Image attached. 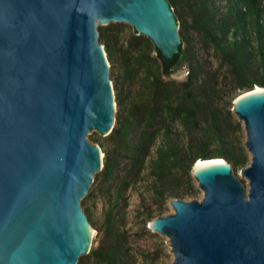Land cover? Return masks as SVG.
<instances>
[{
    "label": "water",
    "instance_id": "water-1",
    "mask_svg": "<svg viewBox=\"0 0 264 264\" xmlns=\"http://www.w3.org/2000/svg\"><path fill=\"white\" fill-rule=\"evenodd\" d=\"M98 24H127L164 60L179 51L167 0H0V264H78L91 248L82 210L110 134L115 97ZM237 96L246 187L224 159L196 160L200 200H170L149 223L171 264H264V92ZM207 161L220 164L199 166Z\"/></svg>",
    "mask_w": 264,
    "mask_h": 264
},
{
    "label": "trees",
    "instance_id": "trees-1",
    "mask_svg": "<svg viewBox=\"0 0 264 264\" xmlns=\"http://www.w3.org/2000/svg\"><path fill=\"white\" fill-rule=\"evenodd\" d=\"M179 26L178 53L164 60L151 41L132 35L120 45L122 24L98 27L110 70L115 124L94 175L106 193L115 191L98 234V244L78 264H134L115 215L121 193L146 167L158 213L170 199L195 196L190 171L196 160L224 159L233 172L249 162L241 122L231 111L238 93L264 88V0H167ZM214 58L216 66L210 59ZM183 74L181 81L170 79ZM129 85V90L123 85ZM137 84V92L131 86ZM237 93V94H236ZM158 142V145L156 144ZM122 169L121 177L115 175ZM87 195L81 200L85 206ZM124 201V206H125ZM88 218L90 211L83 208Z\"/></svg>",
    "mask_w": 264,
    "mask_h": 264
},
{
    "label": "rangeland",
    "instance_id": "rangeland-1",
    "mask_svg": "<svg viewBox=\"0 0 264 264\" xmlns=\"http://www.w3.org/2000/svg\"><path fill=\"white\" fill-rule=\"evenodd\" d=\"M121 32L119 33L120 45H125L127 40L132 35V29L127 24H122ZM98 27H104L98 24ZM213 66H216L214 58L210 59ZM109 65V64H108ZM121 74V70L117 65L114 69L109 71V77L111 83L116 80ZM183 74L173 73L170 79L181 81ZM138 85L131 86V91L137 92ZM123 88L129 90V85L124 84ZM237 94V93H236ZM241 95V93H238ZM233 102V101H232ZM116 111V109H115ZM235 116V115H234ZM237 120V118L235 117ZM238 121V120H237ZM115 124V123H114ZM242 126V124H241ZM241 136L244 141V131L242 127ZM101 135L97 132H90L87 139L94 145H98L95 140L101 141L104 147H107L106 141H104ZM158 145V142L156 143ZM156 145L151 148L150 155L146 159V167L143 169L140 178L131 183L121 193V197L117 203L118 213L115 215L117 218L119 231L123 233L127 239L126 246L130 250V255L133 258L134 264H171L173 256L168 246V240L166 237L153 232L149 228V223L158 216H164L172 213L169 205L170 199L164 205V211L159 214L154 203L152 202V179L148 177L147 162L155 155ZM103 154V153H102ZM123 174L122 169H117L115 175L121 177ZM234 174L240 179V181L246 187L247 181L241 176V169H237ZM197 194L195 196H185L183 200H200L202 198V192L197 188L196 182L193 180ZM114 190L111 193H106L103 184L100 179L94 181L90 185L87 195L90 193V197L86 200L83 208H88L90 211L89 224L93 230L91 248L96 247L98 244V234H100L101 226L103 224L105 214L108 211L111 201L114 198ZM86 195V196H87ZM85 196V197H86ZM125 201V206H124Z\"/></svg>",
    "mask_w": 264,
    "mask_h": 264
},
{
    "label": "bare ground",
    "instance_id": "bare-ground-1",
    "mask_svg": "<svg viewBox=\"0 0 264 264\" xmlns=\"http://www.w3.org/2000/svg\"><path fill=\"white\" fill-rule=\"evenodd\" d=\"M264 91L263 90H260V89H256L253 93H250V94H258V93H263ZM209 164H220L218 162H213V161H207V162H203V163H198L199 166H209ZM93 230H90V235L91 237L94 235L93 234Z\"/></svg>",
    "mask_w": 264,
    "mask_h": 264
}]
</instances>
